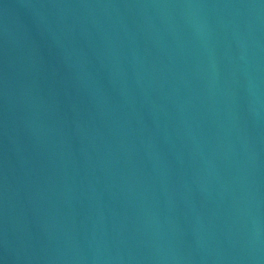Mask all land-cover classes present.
<instances>
[{
    "label": "water",
    "instance_id": "water-1",
    "mask_svg": "<svg viewBox=\"0 0 264 264\" xmlns=\"http://www.w3.org/2000/svg\"><path fill=\"white\" fill-rule=\"evenodd\" d=\"M0 264H264V0H0Z\"/></svg>",
    "mask_w": 264,
    "mask_h": 264
}]
</instances>
